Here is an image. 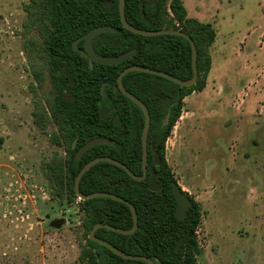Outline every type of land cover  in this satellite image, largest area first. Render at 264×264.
I'll return each mask as SVG.
<instances>
[{
  "label": "trees",
  "instance_id": "1",
  "mask_svg": "<svg viewBox=\"0 0 264 264\" xmlns=\"http://www.w3.org/2000/svg\"><path fill=\"white\" fill-rule=\"evenodd\" d=\"M25 11L23 49L34 77L33 91L37 93L44 86L46 73L51 81L45 99H36L33 121L40 130L50 134L52 144L66 153L64 157L55 156L46 165V177L53 197L68 203L78 201L83 213L82 227L87 243L79 261L82 264H148L125 259L88 238L97 223L131 229L132 212L127 204L110 198L80 200L74 184L81 168L100 156L119 160L135 174H143L144 114L136 103L115 89L118 76L125 68L138 65L190 79L193 76L191 44L179 35L143 36L129 31L121 22L119 0H29ZM125 16L129 23L141 29H179L191 36L198 50V79L194 85L183 87L146 72L132 71L123 77L125 88L141 99L150 112L148 165L153 162L151 145H154L162 159L156 167L159 191L150 190L149 178L137 181L109 162H99L89 169L81 178L80 190L83 194L119 195L137 210L138 229L133 234L100 228L96 231L99 238L128 254L159 259L163 264H196L199 251L194 232L201 219L200 206L183 191L191 206L185 219L175 216L177 201L172 182H178L166 158V141L180 116L183 99L206 86L211 67L210 49L217 33L212 23L190 17L183 0H156L154 4L150 0H126ZM102 25L112 26L116 31L95 37L98 53L112 56L131 49H136V53L119 64L95 62L91 68L88 60L73 48V42ZM169 111L171 115L165 125ZM51 126L55 128L49 130ZM96 137H106L115 143L92 146L81 159H76L77 151Z\"/></svg>",
  "mask_w": 264,
  "mask_h": 264
},
{
  "label": "rangeland",
  "instance_id": "2",
  "mask_svg": "<svg viewBox=\"0 0 264 264\" xmlns=\"http://www.w3.org/2000/svg\"><path fill=\"white\" fill-rule=\"evenodd\" d=\"M28 1L0 0V264H82L79 257L87 243L83 213L78 201L68 203L53 197L46 177V165L57 155L64 157L65 150L52 144L50 134L33 121L36 99H45L51 81L46 73L44 86L33 91L34 77L23 49ZM257 1L202 0L201 4H214L222 24L230 18L240 24L255 12ZM261 5L263 8L264 0ZM219 29L226 31L224 26ZM227 38L231 48L236 37L230 34ZM252 79L253 86H258ZM258 96L264 98V93L253 91L249 103L254 104ZM231 126L227 131L217 127L213 133L231 139L238 131ZM171 146L166 148V158ZM228 152L223 156L225 165L232 160L228 161ZM183 164L186 167L187 163ZM251 165L255 172L252 184L251 177L243 178L236 188L218 191L212 182L200 186L196 171L201 175L198 168L205 166L181 168L179 173L173 166L182 190L200 206L201 219L194 232L199 251L196 264H264V183L258 180L264 175L257 163ZM52 220L60 224L54 226Z\"/></svg>",
  "mask_w": 264,
  "mask_h": 264
},
{
  "label": "crops",
  "instance_id": "3",
  "mask_svg": "<svg viewBox=\"0 0 264 264\" xmlns=\"http://www.w3.org/2000/svg\"><path fill=\"white\" fill-rule=\"evenodd\" d=\"M183 2L188 15L202 22L212 23L217 36L211 46V67L206 86L200 91H193L183 99V107L188 113L176 129L172 139V150L167 160L174 175L173 166L177 167V173L181 168L193 170L194 165L205 166L206 168H198L201 169L199 171L201 175L196 171L201 187L212 182L217 186L215 188L217 191L223 190L224 187L231 190L236 188V184H241L243 178L249 180V177L252 184L255 172H252L254 167L251 163H257L264 175V98L258 96L254 104L249 103L253 91L264 93L262 0L256 2L255 12L251 16L250 13L247 14L248 17L240 24H234L232 22L234 18H230L229 22L224 20L222 24L219 18L220 11L214 4L208 5L205 2L201 4L202 0ZM222 26L226 27L225 32H220L219 28L222 29ZM244 32L246 34L242 35ZM230 34L231 37L235 36L237 41L231 48L227 41ZM252 78L258 81V86H253L250 82ZM231 125L238 128L237 134L231 139H222L221 135L213 133L217 127L227 131ZM221 134L226 136L227 132ZM224 143L226 145L223 146ZM227 152L228 156L231 152V156L228 157L229 162L232 158L230 165H225L223 161V156ZM193 159L197 163L193 164ZM187 160L190 161L189 164ZM183 162L187 163L186 167ZM258 180L264 183V177L259 176ZM178 185L181 187L180 183Z\"/></svg>",
  "mask_w": 264,
  "mask_h": 264
},
{
  "label": "water",
  "instance_id": "4",
  "mask_svg": "<svg viewBox=\"0 0 264 264\" xmlns=\"http://www.w3.org/2000/svg\"><path fill=\"white\" fill-rule=\"evenodd\" d=\"M125 2L126 0H119V13H120V18L123 26L128 29L129 31L143 35V36H158V35H165V34H172V35H179L184 38H186L192 47V69H193V76L190 79L183 80L178 77H175L167 72L161 71V70H156L153 68H147V67H142V66H129L125 68L118 76L117 79V87L115 89H119L125 96H127L130 100H132L134 103H136L142 110L144 114V128L142 132V148H143V155H142V170L143 174L142 175H137L135 174L126 164L122 163L119 160H116L114 158L108 157V156H100L97 158L92 159L89 161L85 166L81 168L79 171L76 179H75V184H74V189L79 197L80 200H88V199H93V198H98V197H104V198H110L113 200L120 201L122 203L127 204L130 207V210L132 212L133 216V227L131 229H123L120 227L112 226L107 223H97L94 225L92 230L90 231L88 238L94 242H97L99 244H102L109 248L111 251H113L115 254L125 258V259H130V260H142L147 262L148 264H162L161 260L157 259L156 262L147 257V256H142V255H132L124 252L123 250L117 248L114 246L112 243L99 238L96 235V231L100 228H106L109 230H112L114 232L124 234V235H129L133 234L137 229H138V214L135 206L129 202L128 200L124 199L123 197L110 193V192H93L90 194H83L80 190V181L83 175L91 169L95 164L99 162H109L114 165H117L124 169L133 179L137 181H143L147 178H149V188L151 191L157 192L161 189L160 184L157 181V172H156V167L159 166L162 162L161 155L160 153L155 149L154 145H151V149L153 151V162L149 166L148 165V133L151 125V116L150 112L146 106V104L139 99L137 96H135L133 93L129 92L125 86L123 85V77L132 71H140V72H146L158 76H162L164 78H167L180 86L183 87H190L194 85L197 82L198 79V50L195 41L191 36H189L187 33H185L182 30L179 29H160V30H145L138 28L126 19L125 16ZM151 4L156 3V0H150ZM116 29L112 26L109 25H102V26H97L93 29H91L89 32L85 33L83 36L79 37L73 42V48L80 52L83 56L89 58L90 62V67H93L94 62L100 63V64H106V65H113V64H119L128 58L132 57L136 53V49H131L126 52H123L118 55H112V56H105L102 54H99L95 48H94V39L100 34L108 33V32H114ZM81 40H84V49L79 48L78 44ZM179 99H180V92L178 94ZM179 101V100H178ZM178 101L176 103H178ZM175 104H173L174 106ZM171 115V111L168 112L167 117L165 119V125L168 124L169 122V117ZM115 142L109 138L106 137H96L91 140H89L86 144H84L76 153V159H81L83 154L90 149L92 146L98 145V144H114ZM76 142L73 144V148H75ZM150 173V175H149ZM172 190L175 196V199L177 201V206L175 210V216L183 220L186 218L187 211L191 206V200L189 197L181 190L179 185L176 182H172ZM190 236H192V233H190Z\"/></svg>",
  "mask_w": 264,
  "mask_h": 264
},
{
  "label": "built area",
  "instance_id": "5",
  "mask_svg": "<svg viewBox=\"0 0 264 264\" xmlns=\"http://www.w3.org/2000/svg\"><path fill=\"white\" fill-rule=\"evenodd\" d=\"M184 102V101H183ZM187 111L184 109V107L182 106V108H181V112H180V116H179V118H178V120L176 121V123L174 124V126H173V128H172V130H171V133H170V135L168 136V138H167V141H166V148H167V146L170 144V145H172V139L174 138V136H175V133H176V129H177V127H178V125H179V123L181 122V120L187 115Z\"/></svg>",
  "mask_w": 264,
  "mask_h": 264
},
{
  "label": "flooded vegetation",
  "instance_id": "6",
  "mask_svg": "<svg viewBox=\"0 0 264 264\" xmlns=\"http://www.w3.org/2000/svg\"><path fill=\"white\" fill-rule=\"evenodd\" d=\"M78 46H79V48H81V49H84V40H81L80 42H79V44H78ZM95 48V47H94ZM96 50V49H95ZM78 52V51H77ZM80 53V52H79ZM81 54V53H80ZM100 54V53H99ZM85 57V56H84ZM87 60H88V62H89V58H87V57H85ZM95 63V62H94ZM89 64H90V62H89ZM51 224L52 225H54V226H56V225H59L60 224V222L59 221H57V220H52L51 221ZM156 262V261H155ZM156 264H159V263H157L156 262ZM163 264V263H162Z\"/></svg>",
  "mask_w": 264,
  "mask_h": 264
}]
</instances>
